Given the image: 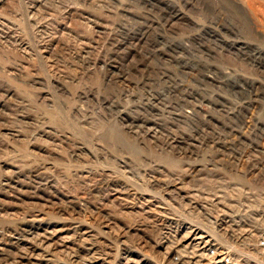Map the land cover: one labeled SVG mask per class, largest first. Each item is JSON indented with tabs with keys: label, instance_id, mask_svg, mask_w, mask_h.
I'll return each instance as SVG.
<instances>
[{
	"label": "rangeland",
	"instance_id": "374dc122",
	"mask_svg": "<svg viewBox=\"0 0 264 264\" xmlns=\"http://www.w3.org/2000/svg\"><path fill=\"white\" fill-rule=\"evenodd\" d=\"M0 264H264V0H0Z\"/></svg>",
	"mask_w": 264,
	"mask_h": 264
},
{
	"label": "built area",
	"instance_id": "2783aa9c",
	"mask_svg": "<svg viewBox=\"0 0 264 264\" xmlns=\"http://www.w3.org/2000/svg\"><path fill=\"white\" fill-rule=\"evenodd\" d=\"M204 12L209 14V17L206 19V21L209 22L207 24H206L205 20L204 21H200L197 18V16H192L191 13L186 11L185 14H187L188 16H185L182 24L179 23L180 24L179 28H175L174 26H172L173 19H178L176 21L179 22L182 14L184 12L175 14V16L172 17L171 18L172 20L170 19L169 22L168 21H164V25H161V28L166 27V29H169L171 32H173L174 29L181 30V31L182 30H186V31H189V32L198 31V33L196 35H194L192 38H188V41L181 43V46L184 47V48L187 47L188 50L189 49H194V48H192V46L204 47V48L210 47L207 44L209 42L214 43V44H219L221 42L223 46L227 45L225 40H228V38H226L223 34L224 33L233 32L234 27H232V24L231 23L224 24V23H221L219 21L221 19H224V17L222 16V13H221L222 11L221 10L212 11V14H210V12L208 10L207 11H203V12L201 11V12H199V14L204 13ZM157 27L158 26H156V25L154 26L155 29ZM170 28H174V29H170ZM174 39H176V37H171L170 42L172 40H174ZM175 46L176 45H174V47ZM170 55H171V53L168 54L169 58H164L162 60V63L163 64L168 63L170 66L172 65L173 66L172 67L173 70H178V69L183 68L185 70L182 71V73L184 72L186 74L193 73L194 66L196 65L195 62H197V63H205L206 62L204 59H202L203 55L198 56L196 60L195 59H189V58H186V57L182 56L184 62H182L180 65H174V64H171V60H173V59H172V56L170 57ZM166 59H168V60H166ZM178 59H181V57L177 58V60ZM186 65H191V66L187 67ZM164 82H166V80H164ZM236 85H239V83L237 82ZM240 87H242V85H240ZM163 99L158 100L157 102L158 103H162Z\"/></svg>",
	"mask_w": 264,
	"mask_h": 264
}]
</instances>
